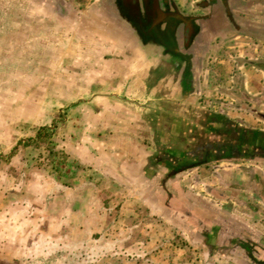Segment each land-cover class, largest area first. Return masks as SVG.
Instances as JSON below:
<instances>
[{
    "label": "crops",
    "instance_id": "1",
    "mask_svg": "<svg viewBox=\"0 0 264 264\" xmlns=\"http://www.w3.org/2000/svg\"><path fill=\"white\" fill-rule=\"evenodd\" d=\"M0 34L48 112L0 136V264L146 257L125 212L264 264V0H0Z\"/></svg>",
    "mask_w": 264,
    "mask_h": 264
},
{
    "label": "rangeland",
    "instance_id": "2",
    "mask_svg": "<svg viewBox=\"0 0 264 264\" xmlns=\"http://www.w3.org/2000/svg\"><path fill=\"white\" fill-rule=\"evenodd\" d=\"M1 40L3 39H1L0 34V136L1 133H4L6 131L11 132L10 135L13 133V131H25L22 125H20L21 122L18 120H24L25 118L37 120L34 117L39 115L41 116V113H44V116L48 115L47 109H45L46 105L44 106L45 108L42 107L41 109H37L40 95L37 93V89L34 91L31 89V87H23L28 83L33 84L34 78L32 76H28L25 71L20 70L19 67H21L22 63L21 61L16 59V46L3 44ZM45 79L46 77L41 78V80ZM60 116L62 117V115ZM1 161L2 160L0 158V163ZM31 161L32 159L29 158V162ZM126 214V212L123 213V217H125V226H123L124 229L121 228L120 230L121 241H124L123 243H121L123 248L127 249L129 243H131V246L136 247L135 249L137 251H141L144 247L148 246L149 244L153 245V242H155V245L152 246L155 251L148 253L146 257L143 254H128L126 251H122L121 253L119 252L118 254L116 252L112 253V245H110L112 241L108 237H106L104 238L102 245V247L104 248V260L99 262L95 253H89L88 261L83 262L79 260L74 264H175V262H180V264H189L192 259L198 257V255L192 253L191 250H185V252L182 250L180 255L175 253H161L159 251V248L161 244L160 241L162 239L159 236L155 239H152L147 235L144 236L143 231L140 229H136L134 231V237H130V239L127 237L124 238L122 234L127 233L125 227L128 224ZM131 217L133 220L132 224L134 226L137 227L138 225H144V215L142 212L135 211V213H133ZM124 222H119V225L121 224L122 226ZM157 226H159V224L154 225V230L162 231V235L164 236V238L168 236L170 242L174 241L176 244H180L181 242H183V239L180 240L178 237H176V235L163 228H160V230ZM142 228L144 229L143 226ZM147 241L150 242L147 243ZM166 242H163V244H166Z\"/></svg>",
    "mask_w": 264,
    "mask_h": 264
},
{
    "label": "trees",
    "instance_id": "3",
    "mask_svg": "<svg viewBox=\"0 0 264 264\" xmlns=\"http://www.w3.org/2000/svg\"><path fill=\"white\" fill-rule=\"evenodd\" d=\"M47 132H49V129H47V128H45V127H42V128H39V129H38V133H39V134L44 133V134L46 135Z\"/></svg>",
    "mask_w": 264,
    "mask_h": 264
}]
</instances>
